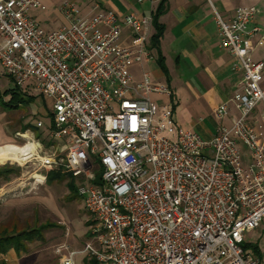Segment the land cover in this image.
<instances>
[{
    "label": "built area",
    "instance_id": "2783aa9c",
    "mask_svg": "<svg viewBox=\"0 0 264 264\" xmlns=\"http://www.w3.org/2000/svg\"><path fill=\"white\" fill-rule=\"evenodd\" d=\"M41 5L0 0V68L20 91L53 99L49 135L61 143L32 141L26 161L37 156L35 184L50 171L70 175L91 215L92 240L65 247L60 263L76 264L81 252L98 264H260L243 246L264 219V133L254 118L259 104L264 118V63L252 57L264 29L253 22L256 7L240 6L228 20L215 13L220 46L242 77L215 107L219 123L205 139L175 120L171 88L144 69L153 59L154 11L86 15L64 0L58 10L67 23L45 29L30 13Z\"/></svg>",
    "mask_w": 264,
    "mask_h": 264
},
{
    "label": "crops",
    "instance_id": "0c3cea01",
    "mask_svg": "<svg viewBox=\"0 0 264 264\" xmlns=\"http://www.w3.org/2000/svg\"><path fill=\"white\" fill-rule=\"evenodd\" d=\"M39 1L42 4V9L58 11L59 5L64 0ZM68 1L75 3L82 14H92L98 9H103L112 10L119 16H123L129 12L148 15L155 11L158 4L161 2V0H152L143 4H138L135 0ZM249 5H254L257 9V14L253 22L264 29V0H166V11L160 17V22L164 24L165 29L159 42V50L164 58L165 70H163L157 62L158 52L156 48H150V39L147 43V49L153 54V59L158 67V70L154 76L152 75V78L156 81L165 82L172 90L171 100L174 105V118L178 123L179 119L176 116L179 102L176 101V88H184L187 90L192 100L194 111L202 112L204 115L212 117L216 126L218 125L219 120L214 116V109L222 101L232 96L238 79L242 77V71L238 68L239 63L237 59L220 46L221 37L216 24L215 13L217 12L225 20H228L232 17L236 8ZM61 17V25L55 27V29L67 23L62 15ZM153 33L154 30L152 31V34ZM130 36V30L124 28L122 31V43L127 44L130 40ZM252 57L264 63V45L252 49ZM151 62H153L152 59L144 62V64L148 66ZM137 67L139 68L138 65H135L133 68ZM40 96L44 98V96ZM163 100H165V97L162 98V101ZM36 101L37 98L34 102ZM42 103L45 102L42 100ZM259 105L261 107H259ZM259 105L254 112L255 125L260 132L264 133V118L262 117L263 105ZM225 122L229 125L228 120H225ZM192 127L199 128L200 125L195 123L190 127L191 130L196 131ZM27 128L30 135L35 136V134L30 131L31 128L29 129V126ZM215 131L216 127L211 131L204 130V135L202 136L205 139H211ZM23 134L24 136L21 138H31L26 132H23ZM34 138L35 140L32 139L31 141L34 140L44 145H47L49 142V140L42 135L41 137H37L36 135ZM11 139L10 137H5V139L0 137V146L9 144ZM31 141L28 142L27 145L33 144ZM23 173L22 171L19 173L20 175H15L8 181L0 184V200L6 197L9 190H14V188L5 190L4 187L11 184V182L22 179L21 175H23ZM19 185L20 187H17L20 191L31 188V186H29L31 185L30 182H21ZM42 225H44V223ZM245 244L256 246L259 251L260 261H262V244H264V237L262 236L257 243L245 242ZM38 246L39 245L36 247ZM26 247L29 249L31 244H26ZM44 248L48 250L46 246H44ZM249 248L252 250V247ZM252 252L254 253L253 250ZM60 259L61 255H57L52 251L34 256L27 252H17L14 248H10L5 253H0V261L5 260L8 264H46V262L51 263L52 260H55L56 264H61Z\"/></svg>",
    "mask_w": 264,
    "mask_h": 264
},
{
    "label": "rangeland",
    "instance_id": "374dc122",
    "mask_svg": "<svg viewBox=\"0 0 264 264\" xmlns=\"http://www.w3.org/2000/svg\"><path fill=\"white\" fill-rule=\"evenodd\" d=\"M30 13L45 29H55V27L61 25L62 17L59 10L50 11L39 7L31 10ZM152 61L153 62L148 66L144 64V69L154 76L158 67L154 59H152ZM132 71L135 79H139V68H132ZM2 72L0 68V137L4 139L5 137H10L12 139L9 144L0 146V149L21 147V149L29 153L33 146L30 148V145H27V143L32 139L35 140L34 137L36 135L37 137H41L42 135L49 140V143H61V140L52 139L51 136H49L52 123L51 114L53 113V99L49 97L43 98L29 90H22L19 91V96L15 102L7 104L10 98L9 93L15 90L16 86L11 78L3 75ZM176 96V101L179 102L176 117L179 119L178 121L183 128L190 129L192 125L198 123L200 125L199 128H192L198 131V133H201V135H204V130L211 131L213 128L215 129L216 124L212 117H208L202 112L194 111L195 109L187 90L184 88H176ZM32 97L37 98V103L31 101L33 100ZM155 98L158 101H162V97L155 96ZM20 100H22L21 103H19ZM42 100L45 103H42ZM259 107L261 106L259 105ZM38 121L43 123L42 127H36ZM226 123L227 122H225V124ZM28 126L35 136L30 135V132L27 131ZM18 132H26L31 138H18ZM31 143L33 142L31 141ZM26 159L27 157H24L22 162L8 161L0 163V166H15L20 168L19 173L22 171L24 172L23 175H21L22 179L11 182V184L4 187L5 190L11 188H14V190H9L6 197L0 200V225L19 222V229H29L33 227L39 229L41 224L44 223V240L27 243L31 244V247L24 251L34 256L40 253L44 254L47 251H52L57 255H67L68 249L75 251L83 249L85 243L92 240V236L90 235L92 221L91 215L84 208L82 199L77 194V184L75 180L71 178L70 175L65 174L64 178L59 181L50 184L47 182L35 184L32 175L34 174V170H36L35 167L39 164L37 156L29 162H27ZM19 173L17 175H20ZM13 177L14 176H12V178ZM68 181L73 183V189L70 188ZM21 182H30L31 185L29 186H31V188L20 191L18 187H20L19 183ZM262 236L264 237V219L259 227L245 234L244 241L257 243ZM37 245L39 246L36 247ZM44 246H46L48 250H46ZM262 246L263 258L261 263L264 264V244H262ZM58 248L61 249L60 254L56 252ZM248 250L252 251L250 248H248ZM88 259L87 255L81 252L75 257L76 264H88ZM46 264H56V262L52 260L51 263L46 262Z\"/></svg>",
    "mask_w": 264,
    "mask_h": 264
},
{
    "label": "trees",
    "instance_id": "16d2710c",
    "mask_svg": "<svg viewBox=\"0 0 264 264\" xmlns=\"http://www.w3.org/2000/svg\"><path fill=\"white\" fill-rule=\"evenodd\" d=\"M166 11V0H161V2L158 4L156 10L152 14V21H153V27H154V33L151 35L150 38V48H156L158 52L157 56V62L159 66L165 70V64H164V58L160 53L159 50V42L160 38L162 37L164 33L165 26L163 23L160 22V17L165 13ZM19 89L15 88V90H12L9 95L10 98L7 102V104H11L12 102H15L17 97L19 96ZM8 95V94H6ZM35 101L36 97H32ZM27 101V102H31ZM22 100H20L19 103H21ZM20 168L3 165L0 166V184L2 182L8 181L12 176H15L19 173ZM65 174H62L60 172H54L50 171L47 175L46 182L52 183L53 181H58L63 179ZM68 184L70 185V188H74V185L72 182L68 181ZM90 224V223H89ZM19 222H14L12 224H5L0 225V253H5L10 248H14L17 252L20 251H26L27 247L26 244L33 241H43V230L44 225L41 224V226L38 228L33 227L29 229H19ZM245 249H248L249 247H252V250L254 251V254L259 257V251L256 246H251L244 244L243 245ZM88 264H98L97 261H95L93 258L88 259ZM0 264H8L5 260H1Z\"/></svg>",
    "mask_w": 264,
    "mask_h": 264
},
{
    "label": "bare ground",
    "instance_id": "6f19581e",
    "mask_svg": "<svg viewBox=\"0 0 264 264\" xmlns=\"http://www.w3.org/2000/svg\"><path fill=\"white\" fill-rule=\"evenodd\" d=\"M30 148L32 147L31 152H27L24 149L20 148H1L0 149V163H5L8 161L14 162H22L24 157H26L29 154H32L35 150L34 144H29Z\"/></svg>",
    "mask_w": 264,
    "mask_h": 264
}]
</instances>
